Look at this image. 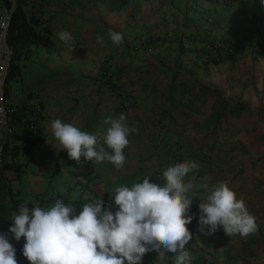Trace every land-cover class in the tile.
Wrapping results in <instances>:
<instances>
[{
	"label": "crops",
	"instance_id": "crops-1",
	"mask_svg": "<svg viewBox=\"0 0 264 264\" xmlns=\"http://www.w3.org/2000/svg\"><path fill=\"white\" fill-rule=\"evenodd\" d=\"M31 1L45 38L18 62L9 100L34 96L41 106L42 138L16 157L22 173L8 180L11 189L33 201L68 186L77 191L81 183L75 181H87L95 199L102 196L104 207L111 204L115 211L116 187L144 176L162 183L167 166L195 161L198 169L185 178L195 177L192 194L203 200L227 181L258 229L247 237H227L222 228L211 235L199 232L187 249L190 264H262L264 0H128L116 11L93 0H46L45 6ZM63 30L73 35L74 52L59 40ZM109 30L123 34L121 45L111 43ZM209 42L237 47L230 57H215L205 48ZM121 113L138 129L129 134L121 168L69 158L51 131L59 118L98 136L97 149L107 150V120ZM4 174L13 175L9 169ZM199 197L191 205L198 213ZM176 259L168 253L160 260L152 251L142 264Z\"/></svg>",
	"mask_w": 264,
	"mask_h": 264
},
{
	"label": "clouds",
	"instance_id": "clouds-1",
	"mask_svg": "<svg viewBox=\"0 0 264 264\" xmlns=\"http://www.w3.org/2000/svg\"><path fill=\"white\" fill-rule=\"evenodd\" d=\"M57 36L70 52L75 51L69 31H60ZM108 36L113 45L123 43L121 32L109 30ZM97 43L105 45L99 36ZM126 121L123 113L117 119L108 118L107 150L97 149L94 134L59 118L51 122V131L69 158L79 161L84 156L121 168L129 134L138 131ZM198 167L195 161L177 162L163 171L162 183L144 176L142 182L116 187L112 197L115 211L111 204L104 207L102 196L88 199L79 211L61 199L47 207L21 204L18 213H13L9 232L17 241L25 239L22 253L30 264H142L143 257L152 251L160 260L172 253L177 256L175 264H190L186 246L193 234L187 225L194 218L189 214L193 200L199 196L192 194L195 177L187 182L185 178ZM201 187L207 189L208 185ZM198 207L199 229L206 235L222 228L227 237H247L258 229L256 217L227 181L215 185ZM0 264H18L16 249L5 233H0Z\"/></svg>",
	"mask_w": 264,
	"mask_h": 264
},
{
	"label": "trees",
	"instance_id": "trees-1",
	"mask_svg": "<svg viewBox=\"0 0 264 264\" xmlns=\"http://www.w3.org/2000/svg\"><path fill=\"white\" fill-rule=\"evenodd\" d=\"M6 1V0H4ZM101 4L108 11L120 10L128 3V0H93ZM26 3L22 0H15L14 7L10 13L8 25L6 28V41L11 46L12 54L8 67L5 85L4 97L11 102V89L9 82L15 80L19 76L21 59H26L30 54V46L37 44L41 39H44V31L37 27L39 20L37 14L26 12L22 4ZM226 56L230 57V53ZM34 96L27 94L19 103H13L15 110L11 114V119L15 123V131L12 133L11 143H3V151L0 157V170L9 169L13 175L7 178L9 181L18 178L22 173L21 163L15 159L19 153H28L31 151L36 141L42 137L40 129L41 106L37 100L32 101ZM5 175V174H4ZM2 174V176H4ZM6 184L0 188V233L7 234L9 242L16 249V259L18 264H30L26 257L23 256L22 249L25 239L21 237L19 241L15 240L12 233L9 232V227L12 225L13 213H18V206L27 204L29 208L35 206L47 207L51 206L56 199L63 200L66 204L74 206L77 211L82 208L83 203L88 199H95L94 192L88 186L87 181H75L81 183L78 190L72 186L66 187L62 191H52L49 195L41 196L33 201H25L24 197L18 190H12ZM66 185H69L67 182ZM105 205V204H104Z\"/></svg>",
	"mask_w": 264,
	"mask_h": 264
},
{
	"label": "built area",
	"instance_id": "built-area-1",
	"mask_svg": "<svg viewBox=\"0 0 264 264\" xmlns=\"http://www.w3.org/2000/svg\"><path fill=\"white\" fill-rule=\"evenodd\" d=\"M13 7L14 3L12 2H7L6 5L0 6V157L3 151V143L7 142L10 144L12 142L10 137H12V133L16 128L15 123L11 119V114L15 110V105L9 103L4 97L5 79L12 54L11 46L7 43L5 37L8 20ZM261 45H264V43H261ZM236 47L237 46L222 42H209L205 45V48L210 52V55L215 57H224L233 52ZM189 214H193L194 216L192 222L187 225L192 232L193 237L186 246V249L191 248L195 244V237L201 232L198 225L199 213L194 206H191Z\"/></svg>",
	"mask_w": 264,
	"mask_h": 264
},
{
	"label": "rangeland",
	"instance_id": "rangeland-1",
	"mask_svg": "<svg viewBox=\"0 0 264 264\" xmlns=\"http://www.w3.org/2000/svg\"><path fill=\"white\" fill-rule=\"evenodd\" d=\"M23 2L25 1L26 3H24V4H22V6H23V8H24V10L26 11V12H31L32 11V5L30 4V1L29 0H22ZM7 2H12V3H14L15 2V0H6V1H4V0H0V4H3V5H6V3ZM32 2V1H31ZM46 5V0H42V2H41V6H45ZM10 86L12 87L13 85H12V83H10ZM13 93H15V92H13ZM16 94V93H15ZM96 137H98V136H96ZM93 161V160H92ZM2 174L4 175V173L0 170V188H2L3 186H5V184H6V182L5 181H8V179H7V176H2ZM262 264H264V260L262 261Z\"/></svg>",
	"mask_w": 264,
	"mask_h": 264
}]
</instances>
